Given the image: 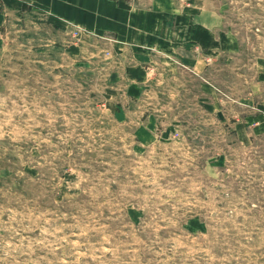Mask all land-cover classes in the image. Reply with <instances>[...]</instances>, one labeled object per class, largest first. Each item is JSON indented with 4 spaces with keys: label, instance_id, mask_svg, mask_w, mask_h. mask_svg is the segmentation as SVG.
Segmentation results:
<instances>
[{
    "label": "rangeland",
    "instance_id": "1",
    "mask_svg": "<svg viewBox=\"0 0 264 264\" xmlns=\"http://www.w3.org/2000/svg\"><path fill=\"white\" fill-rule=\"evenodd\" d=\"M127 1L144 46L0 0V264H264V0Z\"/></svg>",
    "mask_w": 264,
    "mask_h": 264
},
{
    "label": "crops",
    "instance_id": "2",
    "mask_svg": "<svg viewBox=\"0 0 264 264\" xmlns=\"http://www.w3.org/2000/svg\"><path fill=\"white\" fill-rule=\"evenodd\" d=\"M2 5L19 10L21 7H36L50 13L57 20H61L67 23H76L80 26L89 29H96L98 31H112L116 34L117 39L124 45H142L149 40L143 36V41L135 40L139 31L142 30L143 35L145 31L151 28L150 12L151 8L148 6L145 8H134V5H130L127 0H1ZM172 0H163L165 4H156L154 7L158 9L159 13H172L173 5ZM170 4V5H169ZM1 9V4H0ZM136 12V17L139 19L142 17L141 22L133 19L127 24V13ZM163 16V18H164ZM3 15L0 14V19ZM163 18L160 20L162 21ZM165 27L168 31L172 30L170 24L165 23ZM138 30V32H136ZM169 39L171 42H164L168 49L173 51L174 54H178L183 47H194L195 49H203L206 52L213 50H219L221 52H233L238 48V43L234 38L224 36L217 38L214 36V26H199L190 32L182 33L181 40L174 37H165L164 40ZM199 47V48H198ZM181 57H183L181 55ZM190 60L194 62V73L197 72V66L200 63V57L193 56ZM171 58V57H170ZM184 59V58H183ZM206 60V57H204ZM171 60V59H170ZM177 59H174V61ZM173 61V59H172ZM185 61V60H184ZM205 64V63H204ZM136 69V68H134Z\"/></svg>",
    "mask_w": 264,
    "mask_h": 264
}]
</instances>
